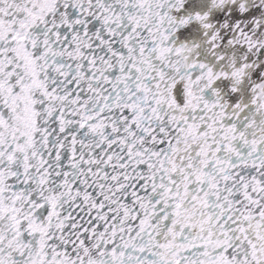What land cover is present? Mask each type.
Wrapping results in <instances>:
<instances>
[{
    "label": "snow or ice",
    "instance_id": "1",
    "mask_svg": "<svg viewBox=\"0 0 264 264\" xmlns=\"http://www.w3.org/2000/svg\"><path fill=\"white\" fill-rule=\"evenodd\" d=\"M0 264H264V0H0Z\"/></svg>",
    "mask_w": 264,
    "mask_h": 264
}]
</instances>
